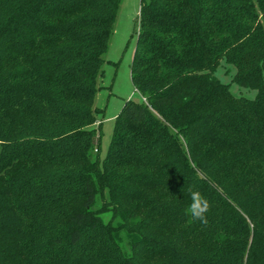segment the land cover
I'll return each mask as SVG.
<instances>
[{"label": "trees", "instance_id": "obj_1", "mask_svg": "<svg viewBox=\"0 0 264 264\" xmlns=\"http://www.w3.org/2000/svg\"><path fill=\"white\" fill-rule=\"evenodd\" d=\"M122 1L0 0V264H264V0H141L101 161Z\"/></svg>", "mask_w": 264, "mask_h": 264}, {"label": "rangeland", "instance_id": "obj_2", "mask_svg": "<svg viewBox=\"0 0 264 264\" xmlns=\"http://www.w3.org/2000/svg\"><path fill=\"white\" fill-rule=\"evenodd\" d=\"M148 0H145L147 2ZM141 0H123L120 6L108 49L103 56V75L99 80L94 107L102 112L97 115L94 128L101 125L99 159L106 156L110 144L114 121L125 101H140L130 75V66L136 50ZM218 80L229 87L236 97L253 99L254 91L238 87L233 78L235 68L221 62L215 72ZM96 155L93 151V158Z\"/></svg>", "mask_w": 264, "mask_h": 264}, {"label": "clouds", "instance_id": "obj_3", "mask_svg": "<svg viewBox=\"0 0 264 264\" xmlns=\"http://www.w3.org/2000/svg\"><path fill=\"white\" fill-rule=\"evenodd\" d=\"M191 203L187 208V212L194 220L207 224L206 213L209 210L208 201L198 191L190 192Z\"/></svg>", "mask_w": 264, "mask_h": 264}]
</instances>
